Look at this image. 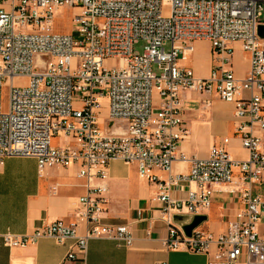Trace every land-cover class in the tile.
<instances>
[{
  "label": "built area",
  "instance_id": "built-area-1",
  "mask_svg": "<svg viewBox=\"0 0 264 264\" xmlns=\"http://www.w3.org/2000/svg\"><path fill=\"white\" fill-rule=\"evenodd\" d=\"M73 6L80 7L72 15L74 30L52 31L56 11ZM262 14L264 0H0V160L34 157L40 170L76 165L87 187L76 207L86 226L82 234L78 222L58 219L27 233H1L3 244L25 246L43 237L70 240L62 262L84 258L93 238L130 247L133 235L126 224L102 220L108 165L119 159L135 165L140 178L156 182L168 225L167 249L205 254L206 264H264V194L254 190L264 185ZM140 41L142 52L134 49ZM195 41L210 45L211 67L204 77L189 64ZM237 50L248 60L244 77L234 70ZM107 60H119V65L108 66ZM4 81L8 100L2 110ZM181 90L215 94L233 105L234 134L248 153L245 159L231 157L228 137L203 158L177 153L188 135ZM103 100L108 105L105 127L99 117ZM209 105L206 99L203 106ZM55 136L61 143L52 144ZM176 160L188 162L189 171L173 173ZM154 169L166 172V178L157 177ZM94 179L100 183L93 184ZM184 185L187 197H173L172 191ZM217 191L242 206L223 232L198 225L187 236L173 215L202 214Z\"/></svg>",
  "mask_w": 264,
  "mask_h": 264
},
{
  "label": "crops",
  "instance_id": "crops-1",
  "mask_svg": "<svg viewBox=\"0 0 264 264\" xmlns=\"http://www.w3.org/2000/svg\"><path fill=\"white\" fill-rule=\"evenodd\" d=\"M2 5L7 6L4 3ZM192 44L194 51L196 47L203 48L208 42L195 41ZM208 48V53L203 51L200 70L199 67L192 68L198 76L204 77L209 73L212 57L209 44ZM237 54L245 62L241 69L234 70L238 77H244L248 60L241 51L237 50ZM157 99L154 93L155 107ZM180 99L182 120L188 128V135L180 142L178 154L206 157L214 143H220L224 137H228L226 148L231 157L235 160L247 157V151L234 134L236 121L231 103L222 101L215 94L206 96L187 90L180 91ZM206 99H210V105H202L201 108L200 102ZM101 126L106 125L102 123ZM115 126L113 129H124L123 126ZM188 171V162L174 161L173 173ZM152 172L162 179L167 176L160 169ZM77 173L76 165H54L40 170L34 157L10 156L0 160V234L31 232L37 224L58 219L66 223L78 222L77 232L82 234L86 226L78 220L76 207L77 198L87 192V187L86 179ZM98 183L100 180H93V184ZM104 183L108 191L102 220L109 224H126L133 235L130 247L121 246L112 239L93 238L88 242L84 258L62 262L70 247V240L58 243L51 237H43L35 243L9 248L0 237V264H206L205 254L165 247L168 225L162 216V204L156 199L158 186L156 182L140 178L135 165L119 159L111 160ZM262 186L255 185L254 190L264 194ZM171 194L175 198L185 199L188 195L187 186L173 190ZM241 206L242 203L235 197L217 191L213 194L210 207L203 211L205 220L199 226L214 234L221 233L226 229L227 221ZM189 216L181 213L175 217V223L181 227L189 222ZM260 229L264 230V224L260 225Z\"/></svg>",
  "mask_w": 264,
  "mask_h": 264
},
{
  "label": "rangeland",
  "instance_id": "rangeland-1",
  "mask_svg": "<svg viewBox=\"0 0 264 264\" xmlns=\"http://www.w3.org/2000/svg\"><path fill=\"white\" fill-rule=\"evenodd\" d=\"M80 7L79 6H73V7H62L59 8L55 13L54 23L52 26V31L58 32V33H69L74 30V25L72 22V15L79 14ZM258 35L262 41H264V14L258 18ZM75 39H78V37L75 35ZM209 44V43H208ZM208 44H205L203 48L196 47L193 51L192 55L190 56V65L192 68L199 67L198 70H200V65L203 61V51L208 53ZM210 46V45H209ZM144 47V42L140 41L138 44H135L134 49L136 51L142 52ZM166 50L169 48V43L165 46ZM210 52V51H209ZM244 59L239 56L238 54L234 57V68L241 69L244 64ZM111 63H115L116 66L119 65V60H115L114 62L107 60L106 65L110 66ZM77 62L76 59L73 58L71 61V66L74 68L76 66ZM154 70L156 69V66H153ZM189 93L192 94H199L198 92L187 90ZM7 100H8V94H7V81H4L2 84V90H1V106L2 110H5L7 107ZM103 108L99 112V117L102 120L103 125L107 124L108 122V105L106 101H102ZM203 105V102H200V107ZM155 106V104H154ZM202 108V107H201ZM202 110V109H201ZM115 124V123H114ZM61 138L59 136H55L52 138L51 142L54 145H57L61 143ZM264 187V186H262Z\"/></svg>",
  "mask_w": 264,
  "mask_h": 264
},
{
  "label": "water",
  "instance_id": "water-1",
  "mask_svg": "<svg viewBox=\"0 0 264 264\" xmlns=\"http://www.w3.org/2000/svg\"><path fill=\"white\" fill-rule=\"evenodd\" d=\"M177 216H179V214L173 215V222H176L175 217ZM189 217V222L183 226L181 225L182 230L187 236H190L192 230L205 220V216L203 214L190 215Z\"/></svg>",
  "mask_w": 264,
  "mask_h": 264
}]
</instances>
